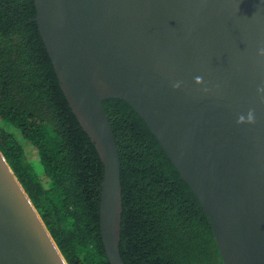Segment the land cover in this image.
<instances>
[{
	"label": "water",
	"instance_id": "1",
	"mask_svg": "<svg viewBox=\"0 0 264 264\" xmlns=\"http://www.w3.org/2000/svg\"><path fill=\"white\" fill-rule=\"evenodd\" d=\"M34 2L31 20L104 164L100 229L110 264H126L110 98L131 105L156 136L208 217L224 264H264V0ZM250 111L254 122H238ZM0 264H68L1 150Z\"/></svg>",
	"mask_w": 264,
	"mask_h": 264
},
{
	"label": "trees",
	"instance_id": "2",
	"mask_svg": "<svg viewBox=\"0 0 264 264\" xmlns=\"http://www.w3.org/2000/svg\"><path fill=\"white\" fill-rule=\"evenodd\" d=\"M34 0H0V150L68 264H110L100 229L104 164L61 88ZM121 160L126 264H224L208 217L146 122L104 101ZM38 153L37 170L8 126Z\"/></svg>",
	"mask_w": 264,
	"mask_h": 264
},
{
	"label": "rangeland",
	"instance_id": "3",
	"mask_svg": "<svg viewBox=\"0 0 264 264\" xmlns=\"http://www.w3.org/2000/svg\"><path fill=\"white\" fill-rule=\"evenodd\" d=\"M1 125V123H0ZM8 128L13 131L16 136L21 140V142L23 143L24 148L26 149L27 155L30 158V161L33 163V165L35 166V168L39 171L42 170L41 165L39 163V157H38V153L36 152V149L33 145L29 144L28 142H26L25 139H23L20 131L14 127L13 125H9Z\"/></svg>",
	"mask_w": 264,
	"mask_h": 264
},
{
	"label": "clouds",
	"instance_id": "4",
	"mask_svg": "<svg viewBox=\"0 0 264 264\" xmlns=\"http://www.w3.org/2000/svg\"><path fill=\"white\" fill-rule=\"evenodd\" d=\"M260 54H261V55H264V49H261V50H260ZM196 79H197V80H200L201 78H200V77H197ZM177 86H178V85H177ZM258 91L261 92V93H264V87L259 88ZM245 120H247V122H254V121H255V115H254V112L250 111V112L248 113V116H247V117L241 115V116L239 117V121H238V122L243 123V122H245Z\"/></svg>",
	"mask_w": 264,
	"mask_h": 264
}]
</instances>
